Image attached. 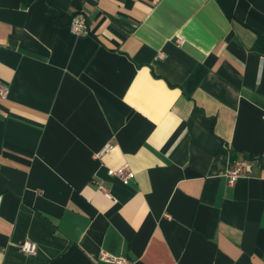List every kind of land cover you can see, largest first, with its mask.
Here are the masks:
<instances>
[{
	"label": "crops",
	"instance_id": "crops-1",
	"mask_svg": "<svg viewBox=\"0 0 264 264\" xmlns=\"http://www.w3.org/2000/svg\"><path fill=\"white\" fill-rule=\"evenodd\" d=\"M0 81V264H264V0H0Z\"/></svg>",
	"mask_w": 264,
	"mask_h": 264
},
{
	"label": "built area",
	"instance_id": "built-area-1",
	"mask_svg": "<svg viewBox=\"0 0 264 264\" xmlns=\"http://www.w3.org/2000/svg\"><path fill=\"white\" fill-rule=\"evenodd\" d=\"M69 26L74 34H86L88 32L86 21L80 13L72 16ZM175 43L178 46L183 43V39L180 35L175 36ZM8 92V85L0 81V97H6ZM261 119L262 122H264V114H262ZM251 169V159L234 160L229 163L222 174L227 177L230 183H234L238 177L248 175L251 172ZM108 174L119 178L123 183H128V181L133 177V173L127 164L122 165L117 169H108ZM98 188L104 193V195L111 197L110 192L105 186L99 184ZM17 248L19 251L26 254H34L37 250L36 244L28 240L19 243ZM100 259L112 264H129V260L126 257L112 255L107 252H102Z\"/></svg>",
	"mask_w": 264,
	"mask_h": 264
}]
</instances>
